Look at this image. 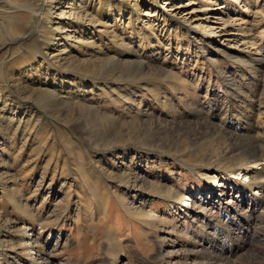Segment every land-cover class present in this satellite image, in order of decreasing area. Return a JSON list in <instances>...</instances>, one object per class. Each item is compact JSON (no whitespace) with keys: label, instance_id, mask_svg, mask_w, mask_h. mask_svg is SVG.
<instances>
[{"label":"rangeland","instance_id":"1","mask_svg":"<svg viewBox=\"0 0 264 264\" xmlns=\"http://www.w3.org/2000/svg\"><path fill=\"white\" fill-rule=\"evenodd\" d=\"M246 150L263 163L264 0H0V264H212L169 212ZM262 198L228 264H264Z\"/></svg>","mask_w":264,"mask_h":264},{"label":"bare ground","instance_id":"2","mask_svg":"<svg viewBox=\"0 0 264 264\" xmlns=\"http://www.w3.org/2000/svg\"><path fill=\"white\" fill-rule=\"evenodd\" d=\"M219 9H209L208 11L210 12H214V11H218ZM217 19V18H216ZM207 21V20H205ZM220 21V20H219ZM217 24H220V26H222V22L220 21V23ZM211 22V21H210ZM230 21H228L229 23ZM207 23V22H206ZM216 23H215V26H216ZM208 24V23H207ZM225 25V23H223ZM232 24V23H231ZM230 24V25H231ZM207 27V26H206ZM223 27L222 26V32H223ZM219 28V27H218ZM210 29V28H209ZM216 28H211L210 30L208 29H205V32L203 34V37L205 39H208V40H214V41H217L218 39V36L216 35ZM215 30V31H214ZM229 39V38H228ZM233 39V38H232ZM234 40V39H233ZM237 40V39H236ZM214 130H215V127H213ZM196 130V129H195ZM211 130V129H210ZM213 130V131H214ZM220 130V129H219ZM217 130V131H219ZM216 131V130H215ZM190 132V131H189ZM222 132V131H221ZM220 132V133H221ZM185 133V132H184ZM217 134V132H216ZM211 136V135H210ZM236 141H238L237 138H235ZM240 141L242 143H250V140L249 139H240ZM239 142V141H238ZM253 142V141H252ZM254 145V144H253ZM244 148V147H243ZM242 148V149H243ZM244 150V149H243ZM244 156H247L246 158H244L242 161L238 162L235 166H239V169L237 167V169H234L233 170V174L229 175V179H231V181L229 182H232V188H237L239 190V194H242L243 196H241V198L238 200L237 202V209L238 210H241V212L237 211L235 212L234 215H229V220L235 224L236 222H239V220H244L246 221V219H248L250 222L251 225H254L256 228L258 227L257 224H261L262 223V218H263V212H260V205L262 203V191H264V179H262V175L264 174V172L262 171L261 169V166L263 165V163H260L259 159H258V156H257V152H252L251 150L247 151L246 150V153H244ZM219 177V176H218ZM211 180V179H210ZM229 184V183H228ZM230 185V184H229ZM220 186H214V185H211V191H208V190H204L203 188L196 191V193H187L188 195H186L184 198H182L181 200H179L178 198V202H177V205L180 207V210H185L189 205V201L192 200V197L193 199H196V200H201L202 202H205V200H207V202L209 203V198H212L214 196V194L217 192V189L219 188ZM253 187L252 190H246V189H251ZM166 189V188H165ZM212 194H210V193ZM167 193L169 194H173L174 195V199H176V197L178 196L177 193H174V192H171V191H167ZM209 194L211 196H209ZM219 197H220V194H218ZM222 196V195H221ZM208 197V199H207ZM222 199V198H221ZM227 201V198L224 200L223 203H226ZM175 202V201H174ZM241 202L245 203L246 202V205L245 207H243L244 204H241ZM176 203V202H175ZM228 203V202H227ZM226 203V204H227ZM231 203V202H230ZM233 203V202H232ZM236 202H234L235 204ZM173 204V203H172ZM225 204V205H226ZM207 205V204H206ZM205 205V206H206ZM229 207H231V205H227ZM236 206V204L234 205ZM245 210V211H244ZM251 210V211H249ZM240 213V218H237L236 216V213ZM248 212V213H247ZM216 214V213H213V215ZM244 214V215H243ZM246 214V216H245ZM147 216V215H146ZM148 219L150 220H154L156 217L149 213L148 214ZM215 217V216H214ZM231 222H228V223H223V225H217L216 227L219 229L217 231L220 232L221 228H223L222 230L224 229H227V227H229V224ZM261 226V225H260ZM29 231H30V228H29ZM32 231V230H31ZM247 231V230H246ZM226 231H224V234L220 235L218 237V234L214 233V236L213 238L211 239V245H212V250H217L220 252V255H221V258H217L219 260V263L217 262V260H214L212 255L211 254H208L206 252H212L211 250H208V245L207 247H205V249H203V245H202V242L201 241H198L197 245L198 247H196V249L198 250L199 254L202 256V257H205L207 255H209V257H211V261H213L214 263L212 264H228V261L230 259V256H229V252H228V237L226 236ZM207 234H209V231L207 232ZM59 239V238H58ZM259 241H262V240H259ZM257 241V242H259ZM243 243V246H244V243L245 242H242ZM193 244V243H192ZM261 244V243H260ZM264 244V243H262ZM196 245V244H195ZM242 245V244H241ZM247 245V244H246ZM241 246L240 248H238V251L235 253V255H239L241 254H247L248 251L246 249L247 246ZM262 247V246H260ZM195 249V248H194ZM257 249V248H256ZM259 249V248H258ZM203 250H206L205 252ZM247 251V252H246ZM255 251V250H254ZM258 251V250H257ZM255 251V252H257ZM261 251V250H259ZM262 252V251H261ZM197 253V252H196ZM213 253V252H212ZM259 253V252H258ZM263 253V252H262ZM258 255V254H257ZM214 256V255H213ZM260 256V255H259ZM264 256V255H263ZM207 259V258H206ZM263 259V258H262ZM248 261V260H247ZM264 262V261H263Z\"/></svg>","mask_w":264,"mask_h":264},{"label":"built area","instance_id":"3","mask_svg":"<svg viewBox=\"0 0 264 264\" xmlns=\"http://www.w3.org/2000/svg\"><path fill=\"white\" fill-rule=\"evenodd\" d=\"M220 189V194L222 195V194H224V191H225V188H219ZM227 190V189H226ZM227 192V191H226ZM228 194V193H227ZM226 194V195H227ZM204 204V203H203ZM197 203H194L193 202V205H191L190 207H189V211L191 212L189 215L191 216V218L195 221V222H198L199 224L200 223H202L201 221H202V219H201V217H202V213L201 212H204V213H206V212H208L209 213V215L210 216H212L213 217V214L212 213H216L217 214V211H218V208H217V205L216 204H213V203H209V204H207V206H205V207H203V208H200V207H202V206H200V205H198V207H199V209H196V207H197ZM223 206H225V204L223 205ZM221 207H222V205H221Z\"/></svg>","mask_w":264,"mask_h":264}]
</instances>
